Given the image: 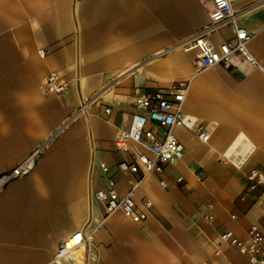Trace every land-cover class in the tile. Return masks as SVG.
<instances>
[{"label": "crops", "instance_id": "obj_1", "mask_svg": "<svg viewBox=\"0 0 264 264\" xmlns=\"http://www.w3.org/2000/svg\"><path fill=\"white\" fill-rule=\"evenodd\" d=\"M247 4L238 23L257 63L235 53L227 67L197 71L196 45L178 43L207 23L211 0H0V172L49 138L34 168L0 189V264H249L220 237L232 229L246 240L251 224L264 232V192L246 179L251 168L264 170V0L235 1ZM231 34L225 25L209 37ZM51 71L65 91H43ZM179 79L187 80L186 124L172 131L183 155L161 173L122 171L117 163L131 151L149 153L145 136L127 150L114 144L134 96ZM146 127L162 135L155 122ZM108 177L121 195L139 180L135 197L151 200L145 219L106 213L93 192ZM78 230L83 243L56 257Z\"/></svg>", "mask_w": 264, "mask_h": 264}, {"label": "built area", "instance_id": "obj_2", "mask_svg": "<svg viewBox=\"0 0 264 264\" xmlns=\"http://www.w3.org/2000/svg\"><path fill=\"white\" fill-rule=\"evenodd\" d=\"M236 0H211L209 19L206 24L199 28L191 36L179 41L178 46H183L193 42L197 51L192 56V64L195 70L200 71L220 64L227 67L233 62V55L240 54L243 58L252 63H257L248 48V41L251 34L245 27L238 23L241 12L248 10L250 4L242 8L235 7ZM225 25H229L232 34L224 39L214 42L210 35ZM43 54L41 49L38 50ZM42 89L45 92L59 93L68 88V83L64 81L57 71H51L43 80ZM187 80L179 79L173 81L166 89L156 88L154 90L143 91L134 96L135 110L132 112L127 128L121 130L114 144L117 149L127 150L130 140L142 143V137L149 140L147 152L131 151L127 158L121 159L117 166L125 172H141V176L148 172L161 173L165 163L173 162L183 155V143L173 133L172 128L177 123L186 124L182 116V102L184 100ZM98 98V92L93 93L83 100L72 112L63 124L62 128L71 120L82 113L90 102ZM109 110L108 107L105 108ZM148 120L155 122L163 130L162 135H158L152 129L146 127ZM208 133L199 126L198 137L207 140ZM49 138L35 145L20 160L10 168L0 172V189L13 179L28 174L35 166L36 159L44 150ZM103 172H107L108 165L104 161L99 162ZM178 180L181 179L179 176ZM247 187L251 190L260 189L264 192V170L251 168L246 173ZM139 180L132 183L130 188L119 194L114 180L107 178V186L99 188L93 192L94 197L104 202L106 213L121 209L122 212L134 221L146 218L151 206V200L145 198L138 201L134 195V188ZM161 184H165L160 179ZM246 240L240 239L232 229L221 232L222 240L237 247L240 253L247 255L249 264H264V232L256 224H251L247 230ZM82 231H75L73 234L62 240L57 247L56 257L71 255L73 250L79 247L85 240ZM91 258L95 255L90 252Z\"/></svg>", "mask_w": 264, "mask_h": 264}, {"label": "bare ground", "instance_id": "obj_3", "mask_svg": "<svg viewBox=\"0 0 264 264\" xmlns=\"http://www.w3.org/2000/svg\"><path fill=\"white\" fill-rule=\"evenodd\" d=\"M184 120V119H183Z\"/></svg>", "mask_w": 264, "mask_h": 264}]
</instances>
